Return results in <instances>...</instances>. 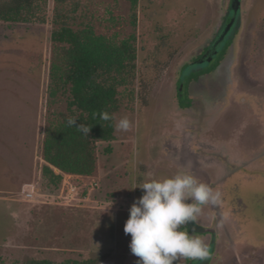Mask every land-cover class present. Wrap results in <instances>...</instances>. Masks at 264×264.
Masks as SVG:
<instances>
[{
    "label": "rangeland",
    "instance_id": "374dc122",
    "mask_svg": "<svg viewBox=\"0 0 264 264\" xmlns=\"http://www.w3.org/2000/svg\"><path fill=\"white\" fill-rule=\"evenodd\" d=\"M231 1L138 0L133 10L129 0H66L59 7L75 30L91 26L116 42L136 35V77L130 89H121L116 113L132 126L97 144L93 176L67 177L80 192L68 205L60 187H48L43 177L34 187L38 202L17 196L28 204L26 221L16 234L0 235V264L100 255L107 257L101 264H136L124 226L143 190H130L178 170L222 193L220 207H205L196 224L213 228L217 238L212 260L203 264H264V0H242L238 28L217 70H193L180 85L185 66L206 53L226 24ZM55 8L48 0L45 23L0 22V54L18 52L40 73L45 108L39 148L49 112L67 110L66 95L48 106ZM193 229L209 248L210 232L189 223L181 230Z\"/></svg>",
    "mask_w": 264,
    "mask_h": 264
},
{
    "label": "trees",
    "instance_id": "16d2710c",
    "mask_svg": "<svg viewBox=\"0 0 264 264\" xmlns=\"http://www.w3.org/2000/svg\"><path fill=\"white\" fill-rule=\"evenodd\" d=\"M129 1L135 10L138 0ZM47 2L48 0H0V22L45 23ZM65 2L66 0H55V28L51 40L56 52L50 68L48 106L59 96L66 95L67 110L49 112L42 143V157L45 161L42 177L47 181V186L52 188H59L63 180V176L54 169L67 175L84 177L96 173L97 144L113 141L115 129L111 121H103L94 114L103 111L115 114L118 112L121 89L126 91L133 86L137 68L135 34L116 42L97 34L91 26L75 30L66 23L67 17L59 10ZM225 20L230 21L229 12ZM133 25L136 26V20ZM229 40L221 49L224 52L221 58L199 73L214 71L218 67L231 46ZM182 82L180 79V85ZM69 116H78V125L85 123L92 127L89 137H84L74 127L67 126ZM111 150V147H107L105 152L110 153ZM189 226L192 227L190 223ZM196 228L207 232L198 225ZM106 258V255H100L82 261L65 260L59 264H101ZM26 264L56 263L31 259Z\"/></svg>",
    "mask_w": 264,
    "mask_h": 264
},
{
    "label": "clouds",
    "instance_id": "9594fccd",
    "mask_svg": "<svg viewBox=\"0 0 264 264\" xmlns=\"http://www.w3.org/2000/svg\"><path fill=\"white\" fill-rule=\"evenodd\" d=\"M94 115L111 121L116 132H127L132 126L127 116L117 117L108 111ZM77 121L78 116H69L66 123L89 137L92 127L85 123L78 125ZM137 188L143 190V194L131 205L124 226L125 234L131 235V253L139 258L136 264H175L181 259H206V242L195 234V229L194 234L181 229L189 222L199 224L205 207L219 208L222 193L184 170H178L171 177L142 180L130 191Z\"/></svg>",
    "mask_w": 264,
    "mask_h": 264
},
{
    "label": "crops",
    "instance_id": "0c3cea01",
    "mask_svg": "<svg viewBox=\"0 0 264 264\" xmlns=\"http://www.w3.org/2000/svg\"><path fill=\"white\" fill-rule=\"evenodd\" d=\"M7 56L0 54V220L4 221L0 235L11 236L26 221L28 211V204L17 196L30 192L42 179L43 141L37 147L36 137L44 119L45 94L32 61L21 59L18 52Z\"/></svg>",
    "mask_w": 264,
    "mask_h": 264
},
{
    "label": "water",
    "instance_id": "95a60500",
    "mask_svg": "<svg viewBox=\"0 0 264 264\" xmlns=\"http://www.w3.org/2000/svg\"><path fill=\"white\" fill-rule=\"evenodd\" d=\"M241 7H242V0H232L231 1V7L229 11V17L230 22L224 24L222 27L220 33L212 43V45L208 48L206 53L197 59L195 62L189 64L185 71L182 74L181 80L184 81L187 76L190 75V73L193 70H201L206 67H208L214 59L218 56L221 49L226 45L228 40L233 36L234 32L236 31L239 19H240V13H241ZM192 227H196V224H193L192 222H189ZM210 233H214V229L208 230ZM215 240V239H214ZM214 248H215V241L211 244V246L208 248V256L204 260H193L190 264H203L204 262L210 261L214 254Z\"/></svg>",
    "mask_w": 264,
    "mask_h": 264
},
{
    "label": "built area",
    "instance_id": "2783aa9c",
    "mask_svg": "<svg viewBox=\"0 0 264 264\" xmlns=\"http://www.w3.org/2000/svg\"><path fill=\"white\" fill-rule=\"evenodd\" d=\"M61 174V173H59ZM64 176V179L62 180V185L60 187V198L64 199L66 201V204L68 205L72 200L78 198L80 192L79 188L76 184L72 183L67 179V177H72V175L67 174H61ZM23 201H37L35 188L33 187L30 192L23 193Z\"/></svg>",
    "mask_w": 264,
    "mask_h": 264
},
{
    "label": "flooded vegetation",
    "instance_id": "af4514ba",
    "mask_svg": "<svg viewBox=\"0 0 264 264\" xmlns=\"http://www.w3.org/2000/svg\"><path fill=\"white\" fill-rule=\"evenodd\" d=\"M229 11H230V10H229ZM229 22H230V21H229ZM229 22L225 20V23H229ZM230 47H231V46H230ZM230 47H229V48H230ZM229 48H228V50H227V52H226L224 58L220 61V64H221L222 61L226 58V56H227V54H228V51H229ZM220 64L218 65V67L220 66ZM218 67H217V68H218ZM217 68H216L215 70H217ZM204 229H206V228H204ZM206 230H207V232H209V231H208L209 229H206ZM207 232H205V233H207ZM203 233H204V232H203ZM207 234H208V233H207ZM210 234L212 235L211 237H212L213 239H215L214 241H215V243H216V239H217V238L215 237V233H210ZM213 256H214V255H213ZM212 258H213V257H212ZM211 260H212V259H211ZM191 262H192V261H191ZM191 262H190V263H191ZM190 263H189V264H190ZM262 263H263V262H262Z\"/></svg>",
    "mask_w": 264,
    "mask_h": 264
}]
</instances>
